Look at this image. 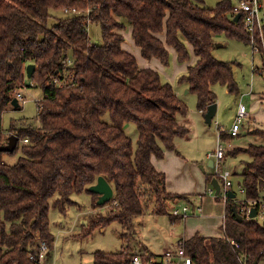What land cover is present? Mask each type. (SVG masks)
I'll use <instances>...</instances> for the list:
<instances>
[{"label":"trees","instance_id":"obj_1","mask_svg":"<svg viewBox=\"0 0 264 264\" xmlns=\"http://www.w3.org/2000/svg\"><path fill=\"white\" fill-rule=\"evenodd\" d=\"M65 9L82 14L49 25L52 13ZM235 16L230 0H219L215 8L204 6V0H0V147L11 134L18 138L12 153L0 152V264H40L29 255L40 241L46 242L48 252L52 247L50 208L65 214L76 205L72 196L81 193L90 195L92 211L107 209L90 215L83 237L115 223L126 243L125 235H133L138 216L179 219L172 213L173 205L187 196L167 192L166 177L151 158L176 152L174 139L187 135L177 116L185 117L188 108L157 71L140 68L122 48L121 31L131 30L146 61L155 59L167 66V47L175 51L179 64L188 63L193 55L195 62L179 83L196 96L197 109L205 114L217 101L214 84L239 94L231 63L212 56L219 34L249 45V34ZM89 23L100 25L101 45L90 42ZM31 64L35 70L28 78L26 67ZM26 80L42 91L37 102L39 126H12L4 132L3 113L12 107L17 91L27 86ZM127 123L138 131L135 149L124 130ZM253 135L263 143L234 148L229 154L249 158L239 175L232 174L248 199L264 193V131L255 130ZM231 138L219 129L221 141ZM23 140L28 143L19 148ZM18 150L21 156L15 164L3 160L4 154ZM99 177L113 190L112 199L101 206L99 195L89 192ZM214 179L206 175L209 185ZM234 210L235 201L228 200L222 237L196 234L179 241L190 264L264 261V225L254 219L237 222ZM132 258L123 244L118 252L96 251L92 264H131ZM161 258L143 256L144 263L162 264Z\"/></svg>","mask_w":264,"mask_h":264},{"label":"rangeland","instance_id":"obj_2","mask_svg":"<svg viewBox=\"0 0 264 264\" xmlns=\"http://www.w3.org/2000/svg\"><path fill=\"white\" fill-rule=\"evenodd\" d=\"M219 0H204V6L208 8H215ZM232 8L237 7L236 0H230ZM264 12V0H260ZM82 14L81 11H79ZM53 17L49 25L54 24L59 18H66V15L62 12L52 13ZM88 13H86L87 15ZM88 37L92 44L101 45V29L98 23H89L87 26ZM264 32V31H263ZM124 37L123 48L124 50L130 51L138 59L139 65L145 60L139 54H134L133 45L130 43L132 40L131 33L129 30L121 31ZM161 38V36H158ZM215 47L212 50V56L220 61L231 63L233 79L238 88L239 94H230L225 85L214 84L211 89L216 94V114L211 121L210 125H207L197 109V99L192 93L187 92L185 84H180L179 79L186 74V65L179 64L177 62L175 51L170 48L169 51V64L167 66L158 65V73L163 83H169L174 92L177 93L179 99L187 106L189 123H190V135L187 139L177 138L175 144L179 146L180 153L185 157H188L197 164L198 168L197 178L201 182L200 191L194 200L193 205H196L195 209L199 205L203 212L202 214H190L186 222L180 220L178 222H172L174 227L172 230L175 234L181 235L186 230V235L196 227L203 228L206 233L210 235L217 234L221 236L220 228L217 229V223L221 222L222 219H216L225 214L226 203L220 199L216 200L215 191L211 193V184L206 182V175H214L215 179L221 181L217 175H215V168L208 167L209 160H213L209 155L214 152L218 142V132L228 131L237 114L238 105L242 104L249 115L254 113L257 115V119L264 117V73L263 75H257L253 73V68H262V56L263 50L260 52L252 51L251 48L244 44L242 41L229 38L224 34H219L214 37ZM250 42V40H249ZM251 43V42H250ZM128 44V45H127ZM135 46V44H134ZM137 47V46H135ZM138 48V47H137ZM195 62L194 56L192 55L188 65ZM140 67V66H139ZM176 76L174 79H172ZM26 87L17 91L24 97V103H20V108L15 109L10 107L3 113L2 116V129L4 132H9V129L14 127H25L32 125L34 127L39 126L37 119L38 114V101L42 99V91L39 88L31 87L29 80H26ZM253 93V94H252ZM261 98V100H260ZM259 100V102L257 101ZM181 116H177V121L181 120ZM104 120L108 121V116L104 117ZM263 126V125H262ZM126 135L130 138L132 147H137L138 131L135 124L127 123L124 125ZM255 130L264 131V127H254L248 119H245L240 126V135L228 139L226 142L222 141V146L226 151L225 159L221 162L222 169H226L231 174L239 175L242 171L244 163L249 158L244 154H239L232 157L230 151L234 148L245 149L249 144L260 145L263 141L253 135ZM9 134V133H7ZM13 135V134H11ZM10 135V136H11ZM22 143L20 142L19 148ZM21 156L18 150L14 155H3V160L7 164H15L17 159ZM199 165L203 166L202 169ZM231 178L232 182L235 183L233 191L236 194L237 199H241L242 195L238 191L236 186L237 178L234 176ZM220 198V196H217ZM73 201L76 205L71 206L65 214L58 212L56 209L50 208L48 213V219L50 222L51 233L54 236V242L48 254L40 262V264H92L93 254L96 251L104 252H118L121 250V246L124 244L128 248L129 252L133 256H139L143 264V256L146 257L145 253L137 248V244L134 243L132 234L126 233V243H123L121 239L122 228L118 224H111L107 228L97 229L89 236H81L83 229L87 226L88 218L91 214L102 213L104 214L107 209L106 207L96 212L91 210V197L86 193H81L72 196ZM179 209L183 206H187L192 209V205L189 202L179 201L177 202ZM80 207V208H78ZM88 211L89 214L81 217V224L79 217L82 213ZM196 212V210H195ZM160 217V216H157ZM167 220V219H166ZM80 224V225H79ZM216 228L215 232H211L210 225ZM163 243V241H161ZM176 245V244H174ZM173 245V247H174ZM161 249V245H158L154 251L158 252ZM260 264H264V261Z\"/></svg>","mask_w":264,"mask_h":264},{"label":"crops","instance_id":"obj_3","mask_svg":"<svg viewBox=\"0 0 264 264\" xmlns=\"http://www.w3.org/2000/svg\"><path fill=\"white\" fill-rule=\"evenodd\" d=\"M130 31L131 30L129 29V33H130ZM161 38L163 39V37H161ZM130 43L134 47V50L132 52L134 54H137V56H138L140 54V49L134 46L133 41H131ZM122 48H123V45H122ZM167 49H168V51H170L169 47H167ZM125 51L131 53L128 50H125ZM133 56L135 57V55H133ZM175 56H176V53H175ZM136 60L138 63L137 58H136ZM159 63H160L159 61L153 59L150 61L145 60L144 62L141 63V65H139V63H138V65L140 66V68H149V69H153V70L159 72L158 71ZM185 65L187 68L188 63H185ZM256 68H258V67H254L253 70H255ZM185 71H186V69H185ZM175 77L176 76H174L172 79H174ZM185 87L187 88V86H185ZM187 92H188V89H187ZM175 94L177 95L176 92H175ZM260 100H261V98H260ZM257 101L259 102V100H257ZM199 113L201 115H203V119H204V114L201 111H199ZM248 120L250 121V123L254 127H257V128L264 127V117L257 119V115L254 113H251L249 115ZM177 123L180 126H183L187 129V135L184 137H176L174 139V145H175L176 152L175 151H166L164 154V157L162 159H157L155 157H152L151 163L158 172L163 173L165 175V177H166V190L168 193L175 194V195L187 196V199L184 201L189 202L192 205V209L190 210V208H188L187 206L182 207V208H184V207L188 208L187 216L184 219V222H186L187 219L191 216L190 215L191 213H192V215H195V214L201 215L203 212L202 208L199 205L197 206V209H195L196 205H193V202H194V200H196L198 192L200 191L201 182L197 178V172H196V170L198 168L197 164L194 163L193 161H191V159H189L188 157H185L184 155H182L180 153L181 151L179 149V146H177L175 144V141L177 140V138L187 139L190 135V129H189L190 123H189L188 117H186V116L182 117L180 121H177ZM188 126H189V128H188ZM225 133L227 135L230 134L229 130L224 132V134ZM239 135H240V133H239ZM218 137H219V132H218ZM221 143H222V141H221ZM199 168L202 169L203 166L199 165ZM216 180H218V179H216ZM78 208H80V207H78ZM173 208L179 209V206L177 205V203H175L173 205ZM195 210H196V212H195ZM89 213L90 212L88 211V213L85 212V213L81 214V216L79 217L80 224H81V217L85 216ZM223 216H224V214L221 217H216L217 220L220 218L223 220L222 223L219 222L216 225L217 229L220 228V231H221L220 233L222 234L220 237H222L224 234L223 230H222V226L224 223ZM179 220H180V218L176 219L174 222H178ZM173 223L167 216L157 217V216H151V215H144V216L136 217L134 219V229H133V235H132L134 238L133 239L134 243L137 244V248H139L140 251L145 253V255L151 254V255L160 256V255H162V253L165 250L170 248L172 245L177 244L180 240L189 239L196 234L204 236V237H219V236H216L217 234L210 235L211 233H206V231L201 227H196L195 229L190 231L188 233V235H186V230H184L183 234H181V235L177 234L176 235L175 231L172 230V227H174ZM210 227H211L210 230H212L211 232H215L216 228L213 227L212 224L210 225ZM101 231H103V229ZM161 241H163V243H161ZM158 245H161V249H160V251L156 252L154 250Z\"/></svg>","mask_w":264,"mask_h":264},{"label":"built area","instance_id":"obj_4","mask_svg":"<svg viewBox=\"0 0 264 264\" xmlns=\"http://www.w3.org/2000/svg\"><path fill=\"white\" fill-rule=\"evenodd\" d=\"M237 7L232 8L233 12L237 15H240V19L242 20V25L245 31L249 34L250 42L249 47L252 51L260 52V50H263V44H264V35H263V25H264V12L263 7L260 3V0H236ZM63 13L66 15H79L80 12L76 9H65L63 10ZM260 43V50L259 45ZM262 68H256L253 70V73H256L257 75H263L264 73V53L262 56ZM56 82V81H55ZM59 85H61V82H59ZM17 102L24 103V97L17 93L16 97ZM249 118V113L247 112L246 108L242 105H238L237 114L235 117V120L229 129V133L232 137H237L239 135L240 126L243 123L245 119ZM22 145H26L28 142L27 140H23ZM226 155V150L223 148L221 141L218 139L216 149L212 154L209 155L210 158H213V168H215V175L221 179V181H218L220 186V191L218 196H220V199L224 201L225 203L228 200H234L237 205L236 212L241 216L242 220L245 218L247 220H256L260 225H264V193L261 194L259 198H253L248 199L245 196V189L240 185L236 184L238 191L242 195L241 199L236 198V194L233 191V187L235 183L232 182V174L228 170H224L221 167V162L224 160ZM211 193L215 190L211 188ZM231 191L235 194L234 199H230L228 197V192ZM255 210L256 214L255 217L251 218V214ZM172 213L174 216L185 219L188 213V208L184 207L181 210L174 208L172 210ZM223 219H225V214L223 216ZM228 242H230L232 245L238 247V244L233 242L232 240L228 239ZM48 252V246L45 241H40L38 243V246L29 255V259L32 261H38L39 263L44 259V257L47 255ZM162 264H190V258L186 256L185 251L183 247L179 244V242L168 248L162 253ZM245 262V261H244ZM146 263V262H145ZM131 264H143L142 260L139 256H133ZM146 264H153L152 261L147 262Z\"/></svg>","mask_w":264,"mask_h":264},{"label":"water","instance_id":"obj_5","mask_svg":"<svg viewBox=\"0 0 264 264\" xmlns=\"http://www.w3.org/2000/svg\"><path fill=\"white\" fill-rule=\"evenodd\" d=\"M239 19H240V15L237 14L235 16V18H234V21L237 22ZM34 70H35V66L32 65V64L28 65L26 67V74H27L28 78L32 77V75L34 73ZM11 106L13 108H18L19 107V103L17 102L16 98L12 100ZM216 108H217L216 104H212V105H209L207 107L206 113L204 114V120H205V123L207 125L211 124V121H212V119L214 118V116L216 114ZM17 143H18V138L16 136H14V135H11L8 138L7 144L5 146H1L0 147V152L12 153L16 149ZM208 167H210V168L213 167V161L212 160H210L208 162ZM211 186L215 190V196L217 197L218 194H219V191H220V186H219L218 181L216 179L212 180ZM89 192H91L93 194H96V195H99V200L97 201V205H99V206L106 204L113 197V190H112L111 186L102 177H99L97 179L96 184L89 188ZM228 197L230 199H234L235 198V194L232 193L231 191H229L228 192ZM255 214H256V212H255V210H253V212L251 214V218L255 217ZM233 217L236 219L237 222H241L242 221L241 216L235 210L233 211Z\"/></svg>","mask_w":264,"mask_h":264}]
</instances>
